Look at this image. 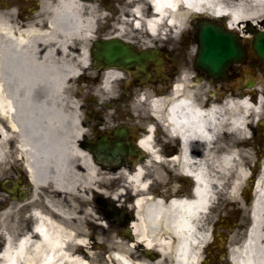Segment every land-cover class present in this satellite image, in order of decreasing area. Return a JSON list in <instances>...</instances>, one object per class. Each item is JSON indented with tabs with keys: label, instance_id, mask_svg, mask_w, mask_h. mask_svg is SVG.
<instances>
[{
	"label": "bare ground",
	"instance_id": "1",
	"mask_svg": "<svg viewBox=\"0 0 264 264\" xmlns=\"http://www.w3.org/2000/svg\"><path fill=\"white\" fill-rule=\"evenodd\" d=\"M39 2L37 21L25 29L11 20L12 14L0 12V178L23 162L34 188L28 203L29 230L21 232L8 224L9 217L18 214L13 202L0 211L4 241L0 264H94L100 246L91 245L88 228L98 216L89 196H108L107 189L115 183L121 187L109 195L112 199L136 196L137 219L131 228L137 244L158 251L161 259L133 263L124 240L100 239L114 250L109 256L113 264H201L213 249L227 246L233 264H264V171L252 201L250 193V174L256 171L254 143L264 123L263 97L251 92L226 96L205 92L187 76L174 84L169 97H155L152 89L146 90L133 108L143 119L135 123L136 130H141V124L149 128L141 142L148 159L133 172L122 169L104 176V169L79 145L88 134L84 129L88 119L82 118L84 106L72 90L83 71L92 69L85 48L103 19L101 9L86 0ZM127 5L130 14L114 25L110 37L129 41L127 37L135 33L145 38L140 40L145 44L163 43L160 37L168 32L178 40L199 17L196 11L232 13L225 26L236 33L264 20V0H129ZM244 32L245 39L251 37ZM79 41L83 53L71 56L66 49ZM124 78L119 69L105 70L96 93L113 95L116 83ZM179 94L186 111H168V103ZM157 95L164 96L161 90ZM150 103L152 108L147 110L145 105ZM197 103L208 106L205 116L198 117ZM104 123L105 131H110L112 121ZM157 127L171 139L180 137L181 146L168 161L157 149ZM165 163L176 169L174 179L182 174L197 180L190 199L164 203L148 197L165 181ZM172 185L166 193L181 189L177 180ZM10 199L3 196L4 201ZM248 220L250 229L245 232Z\"/></svg>",
	"mask_w": 264,
	"mask_h": 264
},
{
	"label": "flooded vegetation",
	"instance_id": "2",
	"mask_svg": "<svg viewBox=\"0 0 264 264\" xmlns=\"http://www.w3.org/2000/svg\"><path fill=\"white\" fill-rule=\"evenodd\" d=\"M96 2V6L101 9L103 15L102 21L97 24L93 38L88 41L85 48L87 55L91 57V51L96 44H100L104 41L113 39L110 34L114 33L112 27L120 21L122 17L129 15L128 10L131 8L128 6V0H86ZM41 11L39 0H0V12H6L12 14L11 20L22 29L27 28L30 24L37 21V16ZM125 15V16H124ZM264 32V29L257 30V33ZM145 41V38H142ZM141 39H133L128 42L134 44L138 49L148 52V61L153 63L149 64V70L147 75H144V79H147L150 83H155L162 86L165 90L169 91L172 85L176 82H180L187 73L190 71L193 73L191 79L198 81L199 85L205 87V89H226L228 92L243 93L251 92L256 98L262 96L264 98V62L253 51L252 46L249 43H245V49L247 52L246 60L243 64L233 65L228 73L226 81L214 82L211 77L204 73L197 71L194 65V59L191 60L185 57V52L179 47L166 48L162 43L151 42V44H145L140 42ZM148 41V39H147ZM84 44L82 42H75L70 45L66 51L71 56H78L83 53ZM60 52L62 48L58 49ZM168 55L176 56L175 63L169 64ZM82 80L89 81V77L83 76ZM101 81L99 77L96 82ZM123 80L117 83L118 87L122 85ZM137 84H143L142 79H136ZM136 84V85H137ZM92 136L86 137L82 143V146L86 149L92 147L99 141L101 135L108 137L109 142L113 146L119 145L122 151L123 158L121 164L124 167L133 172L137 168V164L141 160V156L138 153L137 145L142 138V130H136V125L127 120L115 119L112 120V126L110 131H105L106 125L103 121H95L90 124ZM102 130V132H100ZM259 133H257L258 135ZM261 137L264 139V129L261 132ZM160 149L162 155L168 159L173 155V152L164 146V143L160 142ZM145 158H143V161ZM119 166H112L104 169L118 170ZM165 172V181L159 186L150 191V194L155 198H160L164 203H168L174 197H184L190 194L188 180L186 178L178 177L174 179L176 174L175 169L170 167H163ZM177 180V185L181 188L174 193L170 192V188L173 186L172 182ZM1 181V186L3 185ZM11 189L5 190L0 188V211L9 209L10 204L13 202L16 206L13 210L18 212L17 216L13 218V224L25 232L29 230L31 226V220L29 212L31 207L28 203L31 200L32 188L29 184V179L26 174L17 172L12 179ZM10 196L9 201H4L3 196ZM133 198V195H131ZM19 210V211H18ZM23 216V217H22ZM133 214H127L125 218L126 224L131 223ZM133 237L130 232L125 233V242L127 243V256L133 263H139L143 260L150 262L158 261L161 259V255L156 250L147 252L144 247L136 246L133 244ZM133 246V247H132ZM137 247V248H136ZM131 248V249H130ZM135 252H133V250ZM218 255L206 256L208 264H222L219 261ZM205 261V262H206ZM166 264H169L166 262ZM206 264V263H205Z\"/></svg>",
	"mask_w": 264,
	"mask_h": 264
},
{
	"label": "rangeland",
	"instance_id": "3",
	"mask_svg": "<svg viewBox=\"0 0 264 264\" xmlns=\"http://www.w3.org/2000/svg\"><path fill=\"white\" fill-rule=\"evenodd\" d=\"M209 20L213 21V22L222 23L221 21H216V20H212V19H209ZM198 21H199V19H195L193 24H191L189 26L190 30L188 29L185 32H183L180 35L178 41L177 40L174 41V40H172V38H170V36H168L167 38L168 39L170 38V39L168 41H165L166 46L167 45H172V46H179L180 45L183 48L186 47L185 48L186 50H184L185 55H187L191 59L193 56V51L196 48V45L194 44V41H192V40L194 39V36L197 33V30L195 28V24L198 23ZM244 31H246V30H244ZM186 34L189 36V40L187 42L185 41L184 43H182L181 36H185ZM132 35L133 36H131V35L128 36L127 39L133 40V39L138 38V37L134 36V35H136L135 33H133ZM174 58H176V57H174ZM90 76L91 77H89V81L84 80L83 83H80V81H79L78 83L75 84L74 88L72 89L75 94H78L77 100L80 103V105L84 106L83 111H82V118L83 119L87 118L88 121H90L89 119H91L93 122H95V121L97 122V120L102 121V119L107 120V121L108 120L112 121L114 119H123V120H127L131 123H138L137 122L138 119L143 120L142 117H140V115H138L133 108L134 105L136 104V101L133 99L130 100L127 97H126L127 99H125L124 96L122 95L123 89H120L118 86H116V89H115L113 95H111L109 97L99 96L96 93V88L98 87L99 83L94 81V79L96 77H98L97 71L95 70L94 74H90ZM190 76H191V73H188L187 77H190ZM80 85H83V89H80ZM127 90H129V89H127ZM135 90L142 92L144 89H135ZM159 90H160L159 87L154 88L155 95H156V91H159ZM209 90H212V91L218 90L219 94L226 96V95H224L226 90L203 89V91H205V92H208ZM227 94H230V92H227ZM135 96H137V95L135 94ZM145 108L147 109V107H145ZM143 118L145 120V121H143L144 122L143 124L145 125L147 123V117L144 116ZM161 135H163V138H166L167 143L172 144L174 142L172 139L169 138V136L167 135V133L164 130H162L160 127H158L157 138L160 139ZM257 145H258V141H255V143H254L255 161L253 164L254 167H256L255 163H256L257 155H258ZM12 157L15 158V155H13ZM257 171H258V169H257ZM103 172H104V174L107 173L104 176L110 177L111 175H115L120 171H118V170L117 171H111V170L106 169ZM15 174L16 173L13 172V170H9L5 176L0 178V183H1V180L4 179L6 181L5 186L9 187V183H11V180L14 179ZM120 187H121L120 183H115L112 186H110L109 189H107L108 196H103V197L100 195L99 196H97V195H90L89 196V200L92 203L93 209L98 216V220L96 221L97 223H95V225H91L88 228L89 233H90L89 235H91V236H89L88 240H91L92 246H93L94 242H98L100 239L105 240V241H109L114 236L119 237V234H121L123 231V229L121 227H119L117 224L110 221V216H109V214L106 213L107 208L117 209L118 214H121V213H124L127 211V204L129 202L128 194L123 195L120 200H114V199H112L111 196H109V195H112L115 192H117ZM84 209H86V206H84ZM111 214L115 215L114 213H111ZM10 222H11V220L9 217L8 224H10ZM100 222H102L103 224H100ZM249 222H250V220L246 221L244 228H246L248 226ZM231 226H233V225L230 224V226L227 227V230ZM211 227L212 226H210V228ZM99 243H100V245H103L105 247L104 248L102 247L100 249L95 250V255L93 258L94 264H100V263L102 264L105 254L110 250V248L107 246V244L105 245L104 243H102V244H101V242H99ZM2 244H3L2 238H0V246H2ZM221 252H226V248L223 250L214 249L212 251V255H220Z\"/></svg>",
	"mask_w": 264,
	"mask_h": 264
},
{
	"label": "water",
	"instance_id": "4",
	"mask_svg": "<svg viewBox=\"0 0 264 264\" xmlns=\"http://www.w3.org/2000/svg\"><path fill=\"white\" fill-rule=\"evenodd\" d=\"M196 28L199 51L195 65L213 79L226 77L232 64L244 60L246 53L238 34L205 20L199 21ZM253 48L264 60V34L256 36ZM93 54L97 68L116 67L136 73L146 70L147 62L143 60L144 55L135 51L131 45L117 39L96 45ZM92 153L100 162H112L120 157L118 156L120 152L117 149L112 151L106 139H103Z\"/></svg>",
	"mask_w": 264,
	"mask_h": 264
}]
</instances>
